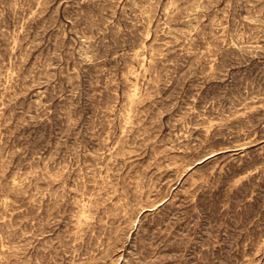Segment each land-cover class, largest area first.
<instances>
[{
    "label": "rangeland",
    "instance_id": "1",
    "mask_svg": "<svg viewBox=\"0 0 264 264\" xmlns=\"http://www.w3.org/2000/svg\"><path fill=\"white\" fill-rule=\"evenodd\" d=\"M0 264H264V0H0Z\"/></svg>",
    "mask_w": 264,
    "mask_h": 264
},
{
    "label": "bare ground",
    "instance_id": "2",
    "mask_svg": "<svg viewBox=\"0 0 264 264\" xmlns=\"http://www.w3.org/2000/svg\"><path fill=\"white\" fill-rule=\"evenodd\" d=\"M32 12H33V11H32ZM32 12H31V13H32ZM249 21H250V20H249ZM147 23H148V22H147ZM221 31H222V30H221ZM165 35H166V34H165ZM133 53H134V52H133ZM150 54H151V53H150ZM129 72H130V71H129ZM182 128H183V127H182ZM123 132H124V131H123ZM183 137H184V136H183ZM128 146H129V145H128ZM167 146H168V145H167ZM3 158H4V157H3ZM5 196H6V195H5ZM4 203H5V202H4ZM260 203H261V202H260ZM254 263H255V262H254Z\"/></svg>",
    "mask_w": 264,
    "mask_h": 264
}]
</instances>
